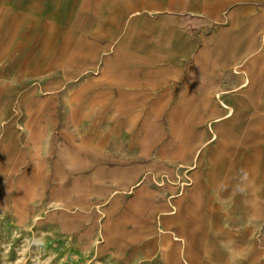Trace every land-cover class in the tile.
Here are the masks:
<instances>
[{"label":"rangeland","instance_id":"374dc122","mask_svg":"<svg viewBox=\"0 0 264 264\" xmlns=\"http://www.w3.org/2000/svg\"><path fill=\"white\" fill-rule=\"evenodd\" d=\"M224 1L0 0V264H264V2Z\"/></svg>","mask_w":264,"mask_h":264},{"label":"crops","instance_id":"0c3cea01","mask_svg":"<svg viewBox=\"0 0 264 264\" xmlns=\"http://www.w3.org/2000/svg\"><path fill=\"white\" fill-rule=\"evenodd\" d=\"M151 1V2H149ZM236 0H227L224 1V5L227 3L233 4ZM243 2H249V0H242ZM256 1H263L264 0H256ZM149 5H151V10L163 11V12H180V11H193V12H200L205 11L210 8L211 0H148ZM211 3V4H210ZM228 5V4H227ZM174 26V21L167 22L166 27ZM179 26V25H178ZM131 90H135L134 87ZM180 233V231H179ZM181 235V233L179 234ZM185 235V234H184Z\"/></svg>","mask_w":264,"mask_h":264},{"label":"clouds","instance_id":"9594fccd","mask_svg":"<svg viewBox=\"0 0 264 264\" xmlns=\"http://www.w3.org/2000/svg\"><path fill=\"white\" fill-rule=\"evenodd\" d=\"M246 178V177H245Z\"/></svg>","mask_w":264,"mask_h":264}]
</instances>
